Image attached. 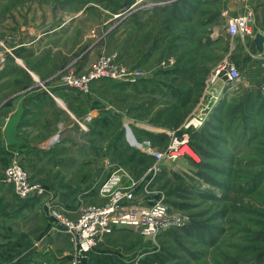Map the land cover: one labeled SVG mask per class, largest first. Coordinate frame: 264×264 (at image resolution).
Returning <instances> with one entry per match:
<instances>
[{
    "label": "rangeland",
    "instance_id": "obj_1",
    "mask_svg": "<svg viewBox=\"0 0 264 264\" xmlns=\"http://www.w3.org/2000/svg\"><path fill=\"white\" fill-rule=\"evenodd\" d=\"M197 1L0 0V118L19 104L35 111L23 121L31 123L21 132L29 145L23 155L13 146L1 159L0 229L41 228L40 216L21 219L20 201L38 199L41 212L53 204L76 222L117 191H132L142 206L159 194L186 225L155 239L118 229L96 242L90 264H264V54L227 32L228 20L243 14L227 12V0ZM102 63L111 78L86 91L60 86ZM37 100L44 104L36 109ZM173 107L181 121L174 128ZM184 139L202 157L187 146L196 160L187 154L153 176L148 149L163 152ZM13 160L43 196L18 199L3 182ZM113 175L118 180L101 195ZM17 255L0 258L16 264Z\"/></svg>",
    "mask_w": 264,
    "mask_h": 264
},
{
    "label": "built area",
    "instance_id": "obj_2",
    "mask_svg": "<svg viewBox=\"0 0 264 264\" xmlns=\"http://www.w3.org/2000/svg\"><path fill=\"white\" fill-rule=\"evenodd\" d=\"M253 16L251 13H245L235 18L228 20L227 32L240 38L243 42L252 40L255 35L252 29ZM96 70L95 73L89 76L73 81L71 77L66 78L60 86L63 88L81 89L86 91V85L90 82L111 78V75L106 74L104 70L109 68L104 63ZM223 68L215 71L213 78H217ZM124 72V71H122ZM233 72V71H232ZM234 73L227 74V81H231ZM93 116H88L87 121L91 120ZM80 127L86 130L84 123ZM51 141V143H55ZM184 146H189L186 139L180 142H175L163 152H152L148 149V153L155 159V165L149 170L153 176L160 173L165 163H174L180 158L187 156L189 153H181ZM182 147V148H181ZM192 151V149L190 148ZM190 155V154H189ZM118 180L116 175H113L109 180L104 182L99 189L101 195L109 193L113 185ZM152 181L151 179L149 180ZM3 182L13 187L14 193L18 199L27 200L31 197H41L46 192L39 185H33L29 182L26 172L20 167L18 162L13 160L5 169ZM149 183L147 182V186ZM146 186V187H147ZM157 197L150 205L142 206L135 203L132 191H117L114 193L109 204L95 209L88 208L81 211L80 217L76 222L69 221L62 217L59 213L54 211L53 204L47 205L50 210V216L55 218L57 222L65 227L64 230L69 235L71 242L77 247L75 252V259L70 264H79L81 259L88 254L104 236L112 234L118 229L128 228L136 231L141 237L155 239L162 233L170 229L183 228L186 225V220L180 215L172 212L164 201L161 195H154ZM60 230L56 225L53 228Z\"/></svg>",
    "mask_w": 264,
    "mask_h": 264
},
{
    "label": "crops",
    "instance_id": "obj_3",
    "mask_svg": "<svg viewBox=\"0 0 264 264\" xmlns=\"http://www.w3.org/2000/svg\"><path fill=\"white\" fill-rule=\"evenodd\" d=\"M137 4V3H136ZM227 12L237 13L241 12L245 14L249 12L253 16V23L252 27L255 30V33L261 32L264 33V0H227L226 8ZM252 42L251 40H246L244 43ZM39 100V99H38ZM36 101L38 104L36 106L39 108V105L43 106L44 101L39 102ZM61 100H54L55 104H58ZM20 106V104L18 105ZM4 106L0 105V115L3 112L2 108ZM48 107H55L54 104H51ZM62 107V106H61ZM5 108V107H4ZM24 109V108H23ZM65 110V107H62ZM31 110L24 109L23 117L21 119L20 126L17 132V138L22 142L18 145L17 153L22 154L23 147L29 146L28 143L25 141L26 134H21V132L27 131L31 123H24V118L26 115L32 116L34 112H29ZM68 111V110H67ZM38 114V113H37ZM34 114V115H37ZM7 115L5 117L0 118V164L1 159L7 157L10 154V149L13 146L7 144L5 136H4V126L8 119ZM2 119V120H1ZM29 131L31 129L29 128ZM15 146V147H16ZM23 155V154H22ZM21 155V156H22ZM3 185L0 183V191H3ZM4 198H0L3 200ZM36 201H26L22 202V207L18 206V211L21 215V219L27 221L33 217L35 220L36 217L40 216L41 220V228H39L37 233H33L29 230L26 226L19 225L21 228V232L19 234H13V232H5L3 229H0V257L1 255H6L10 253L11 255L17 253L18 260L16 264H70L75 259V248L73 246V242L69 239L67 233L60 229L55 230V224L52 223L51 220L48 219V216L44 213V206L41 210L36 208L38 203H41L38 199ZM4 201V200H3ZM39 201V202H37ZM19 202V201H18ZM37 202V203H36ZM26 203V204H25ZM23 212V213H22ZM24 212H26L24 214ZM23 215V216H22ZM7 216L8 218H13L14 216L9 215H2ZM4 218V217H3ZM1 221V220H0ZM118 230L117 232H119ZM115 232V233H117ZM114 234V233H113ZM22 237V238H20ZM24 237H28L29 240V247L26 246ZM28 248V249H27ZM13 256H10L8 259L4 260L0 258V264H14ZM7 261L9 263H7Z\"/></svg>",
    "mask_w": 264,
    "mask_h": 264
},
{
    "label": "water",
    "instance_id": "obj_4",
    "mask_svg": "<svg viewBox=\"0 0 264 264\" xmlns=\"http://www.w3.org/2000/svg\"><path fill=\"white\" fill-rule=\"evenodd\" d=\"M252 43L254 44L255 47V53L257 55H262L264 54V33L261 32H257L255 33L253 39H252ZM224 80L226 81L227 78H224ZM23 106L20 105L16 111V114H14L12 117L8 118L5 126H4V136L6 139V142L8 145L10 146H16L18 144H20L22 141L19 140L17 138V132H18V128L20 126L21 123V119L23 117ZM116 117L119 116L118 113L114 114ZM44 213L48 216V218L60 229H65V227L61 224H59L57 222V220L51 216H49V211H48V207L44 206L43 208ZM88 262V258L87 256H84L81 259L80 264H87Z\"/></svg>",
    "mask_w": 264,
    "mask_h": 264
},
{
    "label": "trees",
    "instance_id": "obj_5",
    "mask_svg": "<svg viewBox=\"0 0 264 264\" xmlns=\"http://www.w3.org/2000/svg\"><path fill=\"white\" fill-rule=\"evenodd\" d=\"M193 1H195L196 3H198V1L197 0H193ZM235 48V47H234ZM249 48L250 49H252V51L255 53V47H254V44L252 43V42H250V44H249ZM256 54V53H255ZM259 93H260V91L259 92H257L256 94H258L256 97H252L251 98V100L247 103V104H249V106L247 107V108H252L253 106L252 105H254V103H256L255 101L256 100H258V99H260V95H259ZM262 106H264V105H262ZM175 109L176 108H174L173 107V109H172V111H171V113L169 114V115H171L172 116V118H171V120H170V126L171 127H175V126H177V125H179V124H181V121H179V120H176L175 119ZM160 138V137H159ZM191 147V149L200 157H202V154H199V153H197L196 151H195V149H194V147H192V146H190ZM187 159H189V163L193 166V167H199V165H198V163H195V162H193L190 158H187ZM143 164H146L147 165V169L148 168H150V164L153 162V158L152 157H150V156H147L146 158H144L143 160ZM149 164V165H148ZM146 169V170H147ZM164 170H168L167 168H166V166H164L163 168H162V171L160 172V173H162V172H164ZM49 219V218H48ZM50 220V219H49ZM53 223V222H52ZM118 231V230H117ZM93 252L94 251H92V252H90L89 254H87V258H88V262H87V264H90V262L92 261V259H93V257H94V255L95 254H93Z\"/></svg>",
    "mask_w": 264,
    "mask_h": 264
},
{
    "label": "bare ground",
    "instance_id": "obj_6",
    "mask_svg": "<svg viewBox=\"0 0 264 264\" xmlns=\"http://www.w3.org/2000/svg\"><path fill=\"white\" fill-rule=\"evenodd\" d=\"M140 1H142V0H138V2H140ZM54 140H57V138L52 139L51 141L53 142ZM185 152L189 153V154L195 159L193 153L189 150V148H188L187 146H184V147L181 149V153H185ZM195 160H196V159H195Z\"/></svg>",
    "mask_w": 264,
    "mask_h": 264
}]
</instances>
